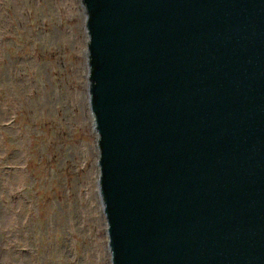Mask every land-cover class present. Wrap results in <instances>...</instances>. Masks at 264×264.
Wrapping results in <instances>:
<instances>
[{
  "label": "water",
  "instance_id": "water-1",
  "mask_svg": "<svg viewBox=\"0 0 264 264\" xmlns=\"http://www.w3.org/2000/svg\"><path fill=\"white\" fill-rule=\"evenodd\" d=\"M111 264H264V0H81Z\"/></svg>",
  "mask_w": 264,
  "mask_h": 264
},
{
  "label": "rangeland",
  "instance_id": "rangeland-1",
  "mask_svg": "<svg viewBox=\"0 0 264 264\" xmlns=\"http://www.w3.org/2000/svg\"><path fill=\"white\" fill-rule=\"evenodd\" d=\"M81 0H0V264H111Z\"/></svg>",
  "mask_w": 264,
  "mask_h": 264
}]
</instances>
